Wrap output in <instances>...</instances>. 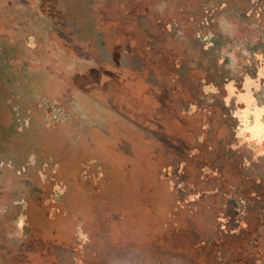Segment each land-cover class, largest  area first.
Segmentation results:
<instances>
[{
    "label": "rangeland",
    "instance_id": "1",
    "mask_svg": "<svg viewBox=\"0 0 264 264\" xmlns=\"http://www.w3.org/2000/svg\"><path fill=\"white\" fill-rule=\"evenodd\" d=\"M262 56L264 0H0V264H264Z\"/></svg>",
    "mask_w": 264,
    "mask_h": 264
},
{
    "label": "flooded vegetation",
    "instance_id": "2",
    "mask_svg": "<svg viewBox=\"0 0 264 264\" xmlns=\"http://www.w3.org/2000/svg\"><path fill=\"white\" fill-rule=\"evenodd\" d=\"M260 64L256 67L255 75L253 78H244L240 87L236 85H226V93L228 94L227 100L230 101L231 97H234V101L244 102L246 104L245 109L236 110V115L240 120L239 131L240 134L250 133V139L256 140L257 143H264V102L259 105L258 99H254L253 91L264 90V56ZM213 88L209 87L206 91H211ZM245 90V91H244ZM256 94V93H255ZM227 97V96H226ZM256 98V95H255ZM237 109V108H236ZM58 193H62L63 189L57 187ZM24 219L20 218L18 226L23 223ZM79 235L82 239H86L85 233L80 229Z\"/></svg>",
    "mask_w": 264,
    "mask_h": 264
},
{
    "label": "crops",
    "instance_id": "3",
    "mask_svg": "<svg viewBox=\"0 0 264 264\" xmlns=\"http://www.w3.org/2000/svg\"><path fill=\"white\" fill-rule=\"evenodd\" d=\"M232 83H233L232 85H236L235 81H233ZM255 92L256 91H253L252 93H253L254 99L257 100V98H255V95H256ZM227 98H228V94H227V97L223 100L225 107H229L232 102L237 103L239 105L237 109H235V111L233 110L231 111L233 115L236 112V110H241V109L246 108V104L244 102H238V101L235 102L234 97H231L230 101H228ZM262 104L263 103H259V105H262ZM234 117L238 119L239 125L237 124V130L233 129V132L235 131L234 132L235 139H234V143L232 144V146H229L231 150L230 148L228 149V146L227 148L226 146H224L223 149H221L220 151H217V153L221 152L222 158L224 156L226 157V160L228 161V162H225V168H227L226 171L242 172L246 170L245 169L246 167L257 166L259 160L262 159L264 155V143L263 144L257 143L256 140H253V139L251 140L250 133L240 134V131H239V126L241 124L240 120L236 115H234ZM247 170L249 171V168ZM231 185L232 184H230L228 187L233 188V186ZM236 188H238L239 190H244V187L242 186V184L237 185Z\"/></svg>",
    "mask_w": 264,
    "mask_h": 264
}]
</instances>
